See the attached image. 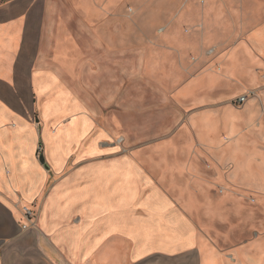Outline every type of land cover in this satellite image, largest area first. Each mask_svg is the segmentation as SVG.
<instances>
[{
    "label": "crops",
    "instance_id": "crops-1",
    "mask_svg": "<svg viewBox=\"0 0 264 264\" xmlns=\"http://www.w3.org/2000/svg\"><path fill=\"white\" fill-rule=\"evenodd\" d=\"M126 5L138 2L0 0V264H264V236L221 252L203 234L204 223H224V201L211 197L217 181L264 192V0L160 2L161 13L207 15L209 29L239 31L214 44L221 73L206 76L256 98L243 110L190 119L206 150L108 147L119 122L96 117L65 80L92 72L82 63L89 59L75 66L71 58L73 15H81L82 31L95 30L96 45L120 50L105 15ZM254 123L260 130H250L257 143L250 151L242 131ZM24 209L34 212L32 223Z\"/></svg>",
    "mask_w": 264,
    "mask_h": 264
},
{
    "label": "rangeland",
    "instance_id": "rangeland-1",
    "mask_svg": "<svg viewBox=\"0 0 264 264\" xmlns=\"http://www.w3.org/2000/svg\"><path fill=\"white\" fill-rule=\"evenodd\" d=\"M137 2V8L126 5L120 12L105 15L110 31L124 44L120 50L108 51L103 45H96L95 30L82 31L81 15H73L77 47L73 48L71 58L75 66L82 57L89 59L82 63L92 72L85 77L80 70L65 80L84 97L96 117L106 123L114 119L119 122V135L108 147L206 150L190 127V119L198 113H214L229 106L243 110L245 104L256 98L255 92L246 90L230 94L229 89L241 86L226 78L206 76L208 72L221 73L223 54L214 44L226 37L237 38L239 31L233 34L232 30H211L207 15L203 19L202 15H195L194 19L193 14L178 13L177 9L161 13V0ZM211 32L216 41L211 39ZM194 43L196 47L192 46ZM200 44L205 45L203 50ZM169 59L172 61L168 68ZM167 69L170 73L182 71V75L164 76ZM198 81L202 86L189 90ZM250 130L257 132L260 127L254 123L242 131L249 133L250 151H256V133L251 134ZM222 136V145H227V135ZM222 170L229 176V167ZM227 183L217 181L211 196L224 201L219 207L225 214L224 223H204L203 229L204 236L221 252L264 236V192L255 185Z\"/></svg>",
    "mask_w": 264,
    "mask_h": 264
},
{
    "label": "built area",
    "instance_id": "built-area-1",
    "mask_svg": "<svg viewBox=\"0 0 264 264\" xmlns=\"http://www.w3.org/2000/svg\"><path fill=\"white\" fill-rule=\"evenodd\" d=\"M243 101H245V99H241V102H243ZM24 214H25V217L28 220V222L32 223L34 221L35 214L32 210L24 209ZM32 226L33 225L30 224L29 226H24L23 228L28 229V228H31Z\"/></svg>",
    "mask_w": 264,
    "mask_h": 264
},
{
    "label": "bare ground",
    "instance_id": "bare-ground-1",
    "mask_svg": "<svg viewBox=\"0 0 264 264\" xmlns=\"http://www.w3.org/2000/svg\"><path fill=\"white\" fill-rule=\"evenodd\" d=\"M121 119H122V117H121ZM125 118H123V120H124ZM125 122H126V120H125ZM1 125V124H0ZM123 125V124H122ZM124 126V125H123ZM140 126V125H139ZM116 127V126H115ZM118 127V126H117ZM115 129H118V128H115ZM119 130V129H118ZM121 131V130H120ZM126 131V130H125ZM137 131H138V129H137ZM141 131V130H140ZM133 133H134V131H132ZM129 135V134H128ZM131 136V135H130ZM134 136V135H133ZM135 141V140H134ZM137 141V140H136ZM46 146V145H45ZM1 172V171H0ZM9 177V176H8ZM92 187V186H91ZM99 192V191H98ZM83 198V197H82ZM11 215V214H10ZM12 216V215H11ZM13 223H14V221H12ZM13 225V224H12ZM11 229V228H10ZM15 230H16V228H15Z\"/></svg>",
    "mask_w": 264,
    "mask_h": 264
}]
</instances>
